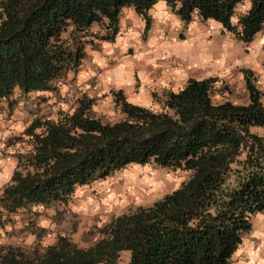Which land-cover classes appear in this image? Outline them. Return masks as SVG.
<instances>
[{"label":"trees","instance_id":"16d2710c","mask_svg":"<svg viewBox=\"0 0 264 264\" xmlns=\"http://www.w3.org/2000/svg\"><path fill=\"white\" fill-rule=\"evenodd\" d=\"M156 1L0 0V110L13 105L16 90L43 103L7 137L18 146L0 184V264H116L123 249L130 250L125 264H230L253 217L264 212V101L251 68H241L243 102L214 100L216 75L153 92L158 106L111 89L104 96L115 118L99 112L85 90L61 98V84L74 79L68 75L93 38L114 39L129 6L148 28ZM165 1L184 22L212 18L245 42L264 27V0ZM52 91L60 98L40 112ZM151 163L185 177L154 201L96 224L83 243L61 231L28 249L9 240L41 229L40 210L64 209L78 187Z\"/></svg>","mask_w":264,"mask_h":264},{"label":"crops","instance_id":"0c3cea01","mask_svg":"<svg viewBox=\"0 0 264 264\" xmlns=\"http://www.w3.org/2000/svg\"><path fill=\"white\" fill-rule=\"evenodd\" d=\"M247 5L246 1L243 9L238 6V11ZM148 13L150 24L145 28L144 18L133 7H124L114 39L93 38V44L85 47L80 68L68 75H75L80 82L77 89L86 91L90 85L101 84L105 91L122 89L131 101L158 106L153 92L161 96L165 88H178L188 77L216 75L220 78L216 90L226 92L238 86L245 88L241 68L249 67L264 96V27L245 42L212 18L194 17L184 22L165 0L156 1ZM5 141L8 145L7 138ZM8 146L13 150L18 143ZM15 162L11 154L7 165L10 173ZM51 212L64 213L56 208ZM230 264H264V212L253 217L252 227L232 254Z\"/></svg>","mask_w":264,"mask_h":264},{"label":"rangeland","instance_id":"374dc122","mask_svg":"<svg viewBox=\"0 0 264 264\" xmlns=\"http://www.w3.org/2000/svg\"><path fill=\"white\" fill-rule=\"evenodd\" d=\"M243 6L244 3L240 4L239 9H243ZM163 22L160 21V23ZM70 81L61 84V98L73 94L81 86L77 79ZM259 87L261 88L260 82ZM216 88L214 86L212 92L216 101L224 98H230L237 102L246 100V90L241 86L231 89L230 92L216 90ZM86 91L90 95L96 96L95 108L99 112L106 114L108 118L117 116L111 108L110 95L104 96V93L109 91H105L101 84L97 87L90 85L86 87ZM56 95L53 91L51 92V95L48 96V104H44L40 108V112L52 111L53 106L50 102L60 98L58 94ZM13 96L15 97L13 105L9 106L5 102L0 110V176L2 175L0 184L6 181L11 170V168L8 169V164H10L12 147L6 145V138L13 131L21 130L29 122L30 115L37 114L39 105L43 104L37 102L38 97L35 93L24 96L16 90ZM262 100L264 101V96ZM184 177L185 171L181 169L175 170L154 163L131 164L110 176L97 178L90 184L78 187L66 207L61 208L64 211L62 215L51 212L52 208L41 209L39 216L36 217L37 224L43 226L41 229L36 227L31 232H25L20 237L14 236L9 240L18 242L28 249L31 243L52 241L54 235L61 231L67 233L70 238L83 243L88 237L95 236L92 231L96 224L109 221L113 216L126 209L154 201L178 185ZM19 226L21 225L19 224ZM129 257V249L121 250L116 264H125Z\"/></svg>","mask_w":264,"mask_h":264}]
</instances>
